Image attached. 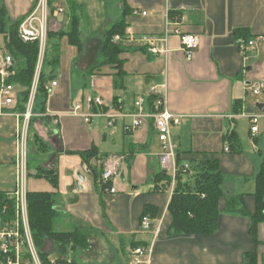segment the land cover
<instances>
[{
    "label": "crops",
    "instance_id": "crops-1",
    "mask_svg": "<svg viewBox=\"0 0 264 264\" xmlns=\"http://www.w3.org/2000/svg\"><path fill=\"white\" fill-rule=\"evenodd\" d=\"M37 2L0 0V8L14 23L29 15ZM63 6V15L51 16L49 30L66 31L73 15H78L83 49L71 46L67 38L59 41L60 62L54 73L59 86L48 96L46 113L33 118L22 169L17 167L22 118L15 108L0 116V193L17 190L19 173L28 193H56L60 213L56 229L80 228L89 239L88 248L70 257L78 264H131L132 252L139 247L151 250L143 258L145 264H246L249 254L264 264V223L258 226L257 244L250 235L251 220L227 213L226 198L220 200L212 235L170 234L168 206L174 184L158 190L164 185L158 181L164 170L154 121L145 118L139 129H132L139 99H145L149 114L152 89L160 91L166 85L169 112L184 117L182 125L172 128L179 169L217 161L225 192L245 195L246 208L255 214V180L264 163V114L256 104L264 101L252 100L247 88L264 82V0H80ZM175 19L184 33L201 39L191 61L186 60L179 37L171 35L167 57H155L138 44H122L125 51L115 58L123 62L122 68L104 64L106 34L115 25L126 24L124 35L161 37L167 21ZM0 36L5 47V36ZM250 40L257 41V48L249 49L246 57L240 44ZM88 96L101 97L104 105L89 108ZM78 103L92 115L90 123L71 115ZM251 115L260 116L257 133L251 130ZM233 133L235 139L230 138ZM40 140L45 145H37ZM94 148L98 156L86 174L80 153ZM36 154L44 156L39 164ZM114 155L128 159L112 180L117 193L111 195L94 179L100 180L104 162ZM39 167L54 170L58 185L37 177ZM148 206L156 209L157 216H149L153 226L144 231L141 223ZM54 249L47 242L46 251L52 254Z\"/></svg>",
    "mask_w": 264,
    "mask_h": 264
},
{
    "label": "trees",
    "instance_id": "trees-1",
    "mask_svg": "<svg viewBox=\"0 0 264 264\" xmlns=\"http://www.w3.org/2000/svg\"><path fill=\"white\" fill-rule=\"evenodd\" d=\"M51 4H53L51 2ZM23 21V20H22ZM22 21L12 22L4 8H0V34L5 36V50L11 54L16 61V76L9 82L20 87L21 93L17 105L13 111L24 114L26 112L30 91L34 82L38 58L39 43H25L19 35V27ZM127 26L125 23L115 25L106 34V42L102 53L106 58L104 64H118L122 68L123 62L116 61L115 58L125 51L126 46L116 44L112 41L116 34L124 36ZM62 38H67L71 46L79 51L83 49L80 31V19L78 15H73L70 26L66 31L48 32L47 50L41 71L38 92L33 108V117L29 124V131L34 116L37 113H46L48 94L45 85L55 78V67L60 62V44ZM23 61L25 66L19 67V62ZM121 72V71H120ZM123 75V73H121ZM157 100L155 94L149 97V105L153 110L154 103ZM36 103H39L38 106ZM235 139V135H231ZM45 145L41 140L37 145ZM83 162L89 167L93 159L98 156V151L94 148L87 152L80 153ZM90 168V167H89ZM102 176V174H101ZM37 177L45 178L54 186L58 185V175L54 170L37 169ZM224 174L220 171L218 162L215 160L204 161L194 168L184 170V167L177 171L175 178L163 171L158 181L164 183L159 188V192L168 190L174 184L172 198L168 206V213L172 217L170 228L171 235H212L217 229V222L220 216L219 203L222 198L228 201L226 212L229 214L242 215L251 220L250 235L253 240L259 244L257 231L258 226L264 223V163L259 174L256 177L255 193L253 197L256 200V212L251 214L245 206V195L232 196L223 189ZM100 181L97 177L95 184ZM0 208L7 206L5 213H1V222L5 225H11L16 219V209L14 201H8L5 194L0 193ZM56 193L47 192H29L27 195L29 227L32 235L33 244L42 264H78L71 255L79 249L89 247L88 237L80 228L70 231H58L56 224L60 213L57 208ZM151 216L156 218L157 211L153 207H146L143 217ZM47 242L53 243L56 247L58 257L56 260L51 258V253L46 251ZM5 260L0 255V261ZM256 254L247 255L246 264H257ZM21 264H35L27 249L23 250Z\"/></svg>",
    "mask_w": 264,
    "mask_h": 264
},
{
    "label": "built area",
    "instance_id": "built-area-1",
    "mask_svg": "<svg viewBox=\"0 0 264 264\" xmlns=\"http://www.w3.org/2000/svg\"><path fill=\"white\" fill-rule=\"evenodd\" d=\"M68 1L78 2L80 0H58L59 4L55 5H52L50 0H38L35 8L23 19L19 27V35L23 42H38L40 47L36 74L30 91L26 112L24 114L15 112L17 117L19 116L22 118L19 132V162L17 163V167L21 169L24 168V164H26V144L29 124L33 117V108L38 92L39 79L47 50L50 18L51 16L58 17L63 15L65 13L63 4ZM136 14L138 15V13ZM141 15L147 16V13H142ZM171 35L179 37L186 60L191 61L195 51L200 46L201 39L199 36L184 33L180 28L179 19H175L174 21L168 20L165 33L161 37L137 38L133 33L127 32L124 36L116 34L113 37V42L116 44H138L139 46L148 48L149 53L155 57H167L169 53H171L168 48V39ZM254 48H257L256 40L241 42L240 44V49L246 57H248V50ZM15 65L16 61L11 54L5 53L0 56V116L6 114L7 109L16 107L21 93V89L18 85L9 82L16 76L17 72L15 71ZM58 86L59 81L55 79L46 83L45 90L48 96ZM166 89V85L161 86L160 91H157L155 88L152 89V94L157 96V100L154 103L153 110L149 114L145 111V99H139L132 129H139L144 124L145 118L153 119L157 137L162 146V152L159 157L161 166L163 170L171 174L174 179L179 167L177 165V145L173 140L172 128L182 125L184 117L169 112L166 101ZM247 89L257 99L262 96L264 97V82L248 86ZM258 101L260 100L258 99ZM86 104L89 108L93 105L101 107L104 105V101L99 96H88ZM84 109V104L78 103L73 111H71V115L83 118L84 122L88 124L91 122L92 115L90 113H84ZM249 118L253 125L251 129L252 132L257 133L259 131L258 122L260 116L251 115ZM59 122L60 117L54 120L55 124H58ZM112 125L113 122H110V126ZM226 151L229 152L230 149L226 148ZM127 159L126 155H114L104 162L103 173L99 181V185L104 193L111 195L117 193V190L111 186V183L116 176L121 174ZM188 168V166H185L184 170H187ZM83 172L90 174L91 169L88 166H84ZM22 178L23 175L21 176L19 173L17 190L5 194L8 201H14L15 203L16 219L9 226H4L3 224L0 225V255L5 258V260L0 261V264H21L24 249L29 251L35 264H42L32 240L28 217V192ZM1 200L0 195V203ZM6 210L7 206H3L2 209L0 208V216L1 213H5ZM152 226V219L149 216L143 217L141 223L142 230L148 231ZM150 252L151 250H147L145 247L134 249L132 252L133 257L131 264H145L143 258L149 256ZM52 264L57 263L53 261Z\"/></svg>",
    "mask_w": 264,
    "mask_h": 264
},
{
    "label": "rangeland",
    "instance_id": "rangeland-1",
    "mask_svg": "<svg viewBox=\"0 0 264 264\" xmlns=\"http://www.w3.org/2000/svg\"><path fill=\"white\" fill-rule=\"evenodd\" d=\"M4 53H6L5 52V47H4V42H3V40H2V37L0 36V54H4ZM25 66V63L23 62V61H20L19 62V67H21V68H23ZM58 67V65L55 67V72L56 71H58V70H56V68ZM249 97H251V99L253 100L254 98L255 99H257L256 97H254L252 94H249ZM260 101H264V97L262 96V97H259L258 98ZM37 104V106H38V104L39 103H36ZM41 154H36L35 156H34V158H35V160H36V164H39V162H41L43 159L42 158H44V156H42V158H41V156H40ZM32 157V155H30V158ZM55 247V246H54ZM51 257H52V259L53 260H56V258L58 257V253L56 252V249H54L53 250V252H52V254H51Z\"/></svg>",
    "mask_w": 264,
    "mask_h": 264
},
{
    "label": "water",
    "instance_id": "water-1",
    "mask_svg": "<svg viewBox=\"0 0 264 264\" xmlns=\"http://www.w3.org/2000/svg\"><path fill=\"white\" fill-rule=\"evenodd\" d=\"M256 108H257L261 113L264 114V103H257V104H256ZM79 178H80L81 181H85V177H84V176L79 175ZM78 189L81 191V190H82V187L79 185V186H78Z\"/></svg>",
    "mask_w": 264,
    "mask_h": 264
}]
</instances>
